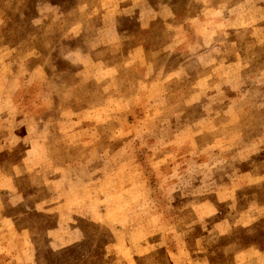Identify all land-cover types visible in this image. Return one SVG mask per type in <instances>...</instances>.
<instances>
[{"label": "rangeland", "instance_id": "rangeland-1", "mask_svg": "<svg viewBox=\"0 0 264 264\" xmlns=\"http://www.w3.org/2000/svg\"><path fill=\"white\" fill-rule=\"evenodd\" d=\"M23 158L0 264H264V0H0Z\"/></svg>", "mask_w": 264, "mask_h": 264}, {"label": "crops", "instance_id": "crops-1", "mask_svg": "<svg viewBox=\"0 0 264 264\" xmlns=\"http://www.w3.org/2000/svg\"><path fill=\"white\" fill-rule=\"evenodd\" d=\"M235 68H220L219 79L217 77L215 83L222 84V81H224V89L228 91V85L232 84V75L235 71ZM223 69H228L225 72L226 75H223ZM237 74L239 75V71H236V75ZM200 82H198L197 84H199ZM197 84L193 88L191 87L192 94L200 91V88ZM28 163L29 162L26 158H23L22 162L14 159L11 164H3L0 161V193H4L1 195V197H3L5 201H7L8 204L12 206L20 204L21 201L24 200V198L27 196L23 193V189H25V187H21V185H18L17 182L19 177H21V179L23 178L22 185H25L29 179V176H32L34 171L36 170L37 165H33L32 168H28Z\"/></svg>", "mask_w": 264, "mask_h": 264}]
</instances>
